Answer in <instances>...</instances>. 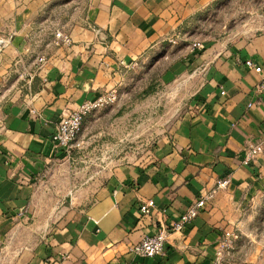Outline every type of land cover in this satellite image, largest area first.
Instances as JSON below:
<instances>
[{"label":"crops","instance_id":"1","mask_svg":"<svg viewBox=\"0 0 264 264\" xmlns=\"http://www.w3.org/2000/svg\"><path fill=\"white\" fill-rule=\"evenodd\" d=\"M220 1L0 0V39L10 41L0 47V264L133 261L131 246L226 179L196 220L168 234L163 256L139 263L237 264L218 253L264 180V152L245 163L252 146L264 148L262 76L245 66L264 71V11L195 51L190 27ZM160 53L172 61L164 81L187 76L194 92L145 162L92 172L77 155L86 142L70 157L56 150L62 118ZM151 200L156 210L143 215Z\"/></svg>","mask_w":264,"mask_h":264},{"label":"rangeland","instance_id":"2","mask_svg":"<svg viewBox=\"0 0 264 264\" xmlns=\"http://www.w3.org/2000/svg\"><path fill=\"white\" fill-rule=\"evenodd\" d=\"M261 11L264 0H221L190 27L189 37L202 44L232 38ZM162 56L160 53L130 69L118 89L117 102L86 118L78 137L87 143L77 153L83 162L80 166H90L92 172H110L121 165L143 163L159 138L171 131L170 125L183 117L194 92L193 83L186 82L187 76L179 81V75L177 80L165 82L172 61ZM188 71L191 75L193 68L184 75ZM243 217L235 231L238 238L227 251L229 261L264 264V180Z\"/></svg>","mask_w":264,"mask_h":264},{"label":"built area","instance_id":"3","mask_svg":"<svg viewBox=\"0 0 264 264\" xmlns=\"http://www.w3.org/2000/svg\"><path fill=\"white\" fill-rule=\"evenodd\" d=\"M56 37L59 41L66 45H69L71 43L70 37L63 33H57ZM9 44V40L0 39L1 48H6ZM193 48L195 51H202L204 49V45L200 42H196L194 43ZM40 62H43V59H41ZM245 66L249 70H253L262 76L261 82L257 85L254 91V95H264L263 68L259 66L255 61L250 59L245 61ZM221 94L225 95V92H222ZM118 98L119 92L116 89L104 92L95 100L85 101L69 116L62 118L59 121L58 128L53 136V143L56 150L64 153L65 156H72L75 150L80 147L77 140L86 118L93 112L114 104L115 102H117ZM252 107L253 104H249V108ZM263 152L264 148L262 144L252 146L247 152L245 163L248 164L252 161H255ZM229 183V179L219 181L216 189L208 192L206 195L202 196L198 202L192 204L187 209V211L180 216L179 220L174 222L172 226H170V228L165 229L163 227L157 234L153 236H147L138 244L131 246L129 248V254L133 257L134 260L123 261L121 264H142L139 262L163 256L165 254L168 234L170 232L182 233L194 220L198 218L199 214L202 212V210H204L206 205L209 202L213 201L217 192L220 189L226 188ZM155 210V202L152 200L147 202L140 209L143 215H148ZM236 239L237 236L235 232L225 231L219 248V256H222L229 249H232Z\"/></svg>","mask_w":264,"mask_h":264}]
</instances>
